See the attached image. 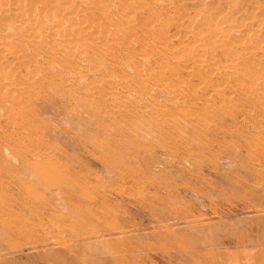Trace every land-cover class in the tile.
Here are the masks:
<instances>
[{"label": "bare ground", "instance_id": "bare-ground-1", "mask_svg": "<svg viewBox=\"0 0 264 264\" xmlns=\"http://www.w3.org/2000/svg\"><path fill=\"white\" fill-rule=\"evenodd\" d=\"M250 3L258 0H0V248L4 242L31 238L39 229L45 230L46 223L39 217L50 216L58 208L78 212L82 218L92 215L93 208L83 202L97 199L85 192L82 177L68 163V150L56 147L53 140L71 132V141L65 135L68 147H85L93 133L87 139L83 130L97 128L103 121L95 106L118 108L127 120L138 115L145 121L148 116L146 123L155 125L178 110L181 116L173 118L175 125H186L198 134L212 129L200 128L201 114L218 111L220 107L210 108L218 100L230 108L224 113L234 116L237 109L233 105L241 110L247 103L264 104V38L249 45L254 37L252 24L233 22V11ZM164 11L188 18L186 25L184 19L175 18L178 28L185 25L193 37L183 49L170 41ZM178 28L177 35L182 33ZM253 31L258 33V29ZM157 41L170 50L168 54ZM195 43L205 44L201 52ZM120 52H126V63L119 61ZM160 56L165 62H156ZM220 56L226 57L225 63H218ZM214 75L222 76L219 84L232 83L229 90L236 97L214 86ZM193 76L200 86L189 88ZM158 97L161 102L156 101ZM168 105V111L159 108ZM108 110L112 111L104 109L105 115ZM61 112L76 121L74 125L62 128L53 121L52 116ZM85 114L93 119L88 125L86 120L83 123ZM261 124L255 127V123L248 133L258 137L252 140L262 148ZM169 127L175 128L159 123L154 129L165 133ZM151 129L144 127L145 132ZM131 131L126 136L121 131L122 136L138 141L145 135ZM192 140L173 139L171 145L184 147L193 144ZM108 151H103L106 167L114 171L123 161Z\"/></svg>", "mask_w": 264, "mask_h": 264}, {"label": "rangeland", "instance_id": "rangeland-1", "mask_svg": "<svg viewBox=\"0 0 264 264\" xmlns=\"http://www.w3.org/2000/svg\"><path fill=\"white\" fill-rule=\"evenodd\" d=\"M257 5L260 7L255 8ZM239 7L238 12L233 11V22H247V26L251 23L252 29H258V33L251 30L254 37L249 45L259 42L264 38V0ZM162 16L169 19L171 25L167 23L165 30H169L167 34L173 36L169 37L170 41L179 49L193 40L186 33L188 18L184 14L164 11ZM179 17L184 19L185 25L179 27L182 33L177 35L176 19ZM195 45L198 52L205 46L204 43ZM157 46L165 49L159 42ZM169 51L165 49L164 53ZM125 53H119L122 63L128 59ZM110 58L105 60L112 62ZM156 62L165 60L160 56ZM225 62L226 57L220 56L218 63ZM221 78L220 75L213 76L214 86L219 85L228 96L235 95L229 90L232 83L222 81L219 84ZM190 79L193 84L189 88L200 86L198 78L193 76ZM156 99L162 101L161 97ZM240 102L233 101L232 104ZM233 106L237 109L235 116L224 113L230 108L220 105L219 100L210 106L215 111L214 107L217 110L220 107L216 112H221L217 114L210 110L214 114L208 116L202 113L200 128L213 127L209 133L198 134L186 125H175L173 118L181 116L178 110H172L171 116L156 122V125L175 126L160 133L154 129L155 124L146 123L150 119L148 116L145 121L138 115L132 117L134 120H127L128 117L125 118L118 108L106 104L104 107L95 106L94 111L103 114L104 122L95 124L98 129L90 125L86 127L88 129H82L83 136L93 135L92 138L84 136L90 138L85 147L81 146L79 150L68 147V140L71 141L73 136L71 132L68 137L62 133L53 140L56 147L68 150V163L82 177L85 192L97 199L96 202H83L86 207L93 208L92 215L82 218L78 212L58 208L60 212L55 210L50 216H40L47 228L34 232L31 238L25 236L4 242L5 246L0 248V264H264V147H255L253 140L257 136L248 133L252 132L255 123L258 127L264 122L261 120L264 118V104L247 103L241 110L237 105ZM159 108L168 111L170 106ZM104 109L112 110H108L112 114L105 115ZM223 113L225 116L221 115ZM54 115L53 121L60 122L62 128L76 122L63 112L56 114L57 118ZM92 120L85 114L83 123L88 125ZM147 126L152 127L151 131H144ZM234 128L235 131H231ZM131 129L145 135L138 141L128 139L125 136L132 132ZM121 131L125 133L124 137ZM249 135H254L255 139ZM98 137L99 140L94 139ZM187 137L193 139L190 141L193 144L187 143L184 147L171 145L173 139ZM106 150L123 161L113 168L114 171L106 167L107 160L103 155Z\"/></svg>", "mask_w": 264, "mask_h": 264}]
</instances>
